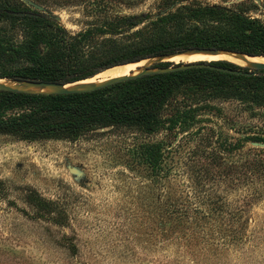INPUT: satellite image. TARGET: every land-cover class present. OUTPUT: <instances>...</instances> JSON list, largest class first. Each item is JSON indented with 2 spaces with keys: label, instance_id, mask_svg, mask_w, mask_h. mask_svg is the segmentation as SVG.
Returning a JSON list of instances; mask_svg holds the SVG:
<instances>
[{
  "label": "trees",
  "instance_id": "trees-1",
  "mask_svg": "<svg viewBox=\"0 0 264 264\" xmlns=\"http://www.w3.org/2000/svg\"><path fill=\"white\" fill-rule=\"evenodd\" d=\"M33 1L49 7L46 1ZM3 25H10V33ZM193 49L264 56V19L249 18L215 5H190L177 7L145 25L136 16L115 13L69 35L47 14L17 0H0L1 79L69 84L98 76L114 66ZM210 64L249 73L247 68L227 61ZM180 94L183 96L177 101ZM208 97L263 101L264 71L236 75L195 68L145 75L90 93L70 95L0 91V134L24 141L74 139L88 131L120 125L137 126L149 134L162 129L189 134L194 124L207 120L205 116L214 110ZM249 142L264 144V137L229 141L224 150L231 153ZM168 148L162 144L145 145L151 182L166 181L151 185L159 191L155 206L159 207L164 225L163 240H181L207 252L241 245L247 225L244 216L264 190L257 183L264 181V151L248 148L237 168L240 172L231 162L225 174L204 169L198 175L204 182L218 174L230 185L235 180L244 183L246 193L231 202L221 196L213 199L206 185H168L171 175L165 159L174 147ZM221 158L217 155L211 159ZM236 174L238 178L234 179ZM188 177L194 180L192 173ZM35 200V219L63 225L52 215V205ZM66 240L68 250L75 254L76 246Z\"/></svg>",
  "mask_w": 264,
  "mask_h": 264
},
{
  "label": "rangeland",
  "instance_id": "rangeland-1",
  "mask_svg": "<svg viewBox=\"0 0 264 264\" xmlns=\"http://www.w3.org/2000/svg\"><path fill=\"white\" fill-rule=\"evenodd\" d=\"M17 1L31 8L25 0ZM38 1L48 3L44 8L69 35L115 13L139 17L145 25L174 3L171 11L215 5L264 19V0ZM3 26L10 33V25ZM207 102L214 110L189 134L165 129L149 134L125 125L98 128L74 139L24 141L0 134V264H264V190L244 216L247 225L239 246L207 252L181 240H163L164 225L155 206L159 191L151 185L166 181L151 182L145 145L174 147L165 159L168 185H206L213 199L221 196L231 202L246 193L244 183L230 185L218 174L204 182L198 175L204 169L225 174L231 162L240 172L248 148L264 151L257 142L231 153L224 150L229 141L264 137V100L208 97ZM217 155L223 159H211ZM191 173L194 180L188 177ZM257 183L264 189V181ZM37 198L52 205V215L63 225L34 218ZM66 239L76 246L75 254Z\"/></svg>",
  "mask_w": 264,
  "mask_h": 264
},
{
  "label": "water",
  "instance_id": "water-1",
  "mask_svg": "<svg viewBox=\"0 0 264 264\" xmlns=\"http://www.w3.org/2000/svg\"><path fill=\"white\" fill-rule=\"evenodd\" d=\"M25 1L34 10L43 12L47 14L49 17L52 16L51 13L47 11L44 7L30 0H25ZM175 5H177V3H174L166 10L161 11L160 15H165L166 13L171 11ZM139 19L140 18L138 17L137 20ZM187 53H196V54L198 53H206V54L229 53L232 55H241V56H248V57H264V56H250V55H245L241 53L221 51V50L193 49V50H188L184 52L174 53L171 55L159 56V57L149 58L146 60H141L138 62H133V63H140L144 61L145 65L138 67L135 71L129 73V75H126V76L123 75V76L111 78L105 81H99V82H93V83H81L85 81V80H82L79 82H74V83H69V84H60V83H55V82L32 81V80L17 81V80H9V79L0 78V91H9V92L25 93V94L70 95V94L90 93V92L97 91L105 87L114 85L116 83L132 80V79H137L145 75L167 74V73L185 71V70L195 69V68H207L211 70H217V71H222V72L236 74V75H255L258 71H264V63L252 64L251 67H247V68H251L252 72L245 73L242 70H228V69L218 68L210 64L211 62H216V61L177 62L173 64L172 61L169 60L170 57L177 56V55H184ZM220 61H225V60H220ZM133 63H127V64L118 65L114 67L125 66V65L133 64ZM162 63H170L171 65L167 67L158 66L159 64H162ZM240 68H243V67H240ZM108 69H111V68H108ZM2 80H4L5 82L4 83L1 82ZM259 145L264 146V144H259Z\"/></svg>",
  "mask_w": 264,
  "mask_h": 264
},
{
  "label": "bare ground",
  "instance_id": "bare-ground-1",
  "mask_svg": "<svg viewBox=\"0 0 264 264\" xmlns=\"http://www.w3.org/2000/svg\"><path fill=\"white\" fill-rule=\"evenodd\" d=\"M170 61L173 62H198V61H220L225 60L242 67H251L254 63H264V57H248L241 55H232L229 53H216V54H206V53H187L184 55H177L169 58ZM144 61L140 63L128 64L125 66L114 67L108 70H105L98 76H95L91 79H87L81 83H93L99 81H105L111 78L129 75V73L135 71L138 67H140ZM1 82H5L2 80Z\"/></svg>",
  "mask_w": 264,
  "mask_h": 264
},
{
  "label": "flooded vegetation",
  "instance_id": "flooded-vegetation-1",
  "mask_svg": "<svg viewBox=\"0 0 264 264\" xmlns=\"http://www.w3.org/2000/svg\"><path fill=\"white\" fill-rule=\"evenodd\" d=\"M249 72H252L251 70H249ZM259 72V71H258Z\"/></svg>",
  "mask_w": 264,
  "mask_h": 264
}]
</instances>
